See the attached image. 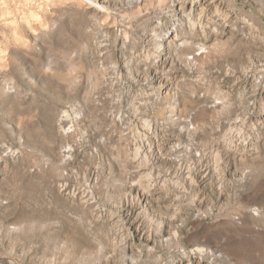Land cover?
<instances>
[{
    "label": "rangeland",
    "instance_id": "obj_1",
    "mask_svg": "<svg viewBox=\"0 0 264 264\" xmlns=\"http://www.w3.org/2000/svg\"><path fill=\"white\" fill-rule=\"evenodd\" d=\"M194 197L264 264V0H0V264H208L136 220Z\"/></svg>",
    "mask_w": 264,
    "mask_h": 264
},
{
    "label": "clouds",
    "instance_id": "obj_2",
    "mask_svg": "<svg viewBox=\"0 0 264 264\" xmlns=\"http://www.w3.org/2000/svg\"><path fill=\"white\" fill-rule=\"evenodd\" d=\"M195 199V197L192 199L186 198L187 202L181 201L179 204L173 201L167 206L169 211L154 208L152 211L155 219L150 217L147 211L142 209L136 217V220H139L140 216H143L144 220L149 222V225L158 223L161 230H166L170 233L168 236L169 241L174 242L181 252H183V248H180L181 242L189 248L197 245H205L204 258L208 259L210 257L208 264H213V261H217V256L220 254L216 247L211 246L209 240V237H212L214 232H209V225L206 223L201 227L204 218L210 214V207L208 211H200L195 205ZM165 226L167 227L165 228ZM111 248L112 245L109 242L105 254H99L93 244L85 243L77 250V255L66 257V259L72 260V264H110V256L106 253ZM213 248H215V253L212 251ZM82 257L86 259H82ZM180 264H184V262L180 261ZM217 264H220V261H217Z\"/></svg>",
    "mask_w": 264,
    "mask_h": 264
}]
</instances>
